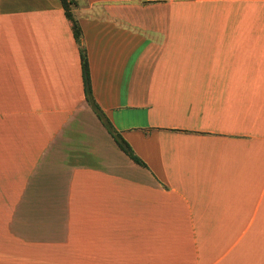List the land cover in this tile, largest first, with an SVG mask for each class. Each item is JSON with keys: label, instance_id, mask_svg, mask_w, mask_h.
Listing matches in <instances>:
<instances>
[{"label": "crops", "instance_id": "0c3cea01", "mask_svg": "<svg viewBox=\"0 0 264 264\" xmlns=\"http://www.w3.org/2000/svg\"><path fill=\"white\" fill-rule=\"evenodd\" d=\"M0 0V264H264V0Z\"/></svg>", "mask_w": 264, "mask_h": 264}, {"label": "trees", "instance_id": "16d2710c", "mask_svg": "<svg viewBox=\"0 0 264 264\" xmlns=\"http://www.w3.org/2000/svg\"><path fill=\"white\" fill-rule=\"evenodd\" d=\"M60 1L65 10V15L67 19H69V21H71L72 23L74 37L77 44L79 45L84 92L88 104L91 106L92 110L97 115V117L104 125V127L107 129V131L111 134V136L115 140L120 150L123 151L135 163L143 167H146L145 163L137 156L131 145L125 140L122 134L114 128L113 124L109 121L103 110L97 104L93 95L91 71H90L87 50L82 42L83 31L73 11L75 1L74 0H60Z\"/></svg>", "mask_w": 264, "mask_h": 264}]
</instances>
